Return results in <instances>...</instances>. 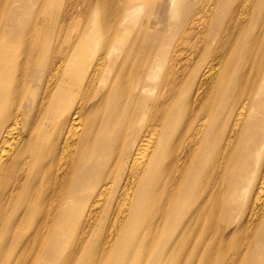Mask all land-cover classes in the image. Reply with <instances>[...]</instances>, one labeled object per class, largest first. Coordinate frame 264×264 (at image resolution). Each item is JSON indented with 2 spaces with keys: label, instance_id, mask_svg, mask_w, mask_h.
Returning a JSON list of instances; mask_svg holds the SVG:
<instances>
[{
  "label": "bare ground",
  "instance_id": "6f19581e",
  "mask_svg": "<svg viewBox=\"0 0 264 264\" xmlns=\"http://www.w3.org/2000/svg\"><path fill=\"white\" fill-rule=\"evenodd\" d=\"M263 153L264 0H0V264H264Z\"/></svg>",
  "mask_w": 264,
  "mask_h": 264
},
{
  "label": "rangeland",
  "instance_id": "374dc122",
  "mask_svg": "<svg viewBox=\"0 0 264 264\" xmlns=\"http://www.w3.org/2000/svg\"><path fill=\"white\" fill-rule=\"evenodd\" d=\"M194 1H195V0H194ZM143 9H144V8H143ZM143 9H142V10H143ZM145 9H146V8H145ZM139 14H140V15H139V18H138L137 21H139V20L142 18V16L144 15V11L140 12ZM71 30H73V31L71 32V34H73L74 31H75L76 29L74 28V29H71ZM166 67H167V64H163V67H162L161 72H160V76H162V74H164ZM262 155H264V153H263ZM261 157H262V156L259 155V159H260Z\"/></svg>",
  "mask_w": 264,
  "mask_h": 264
}]
</instances>
